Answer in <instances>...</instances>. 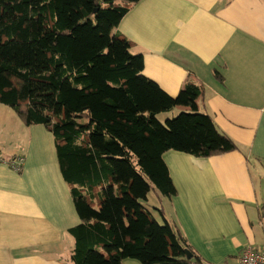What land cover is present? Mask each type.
<instances>
[{"label":"trees","instance_id":"1","mask_svg":"<svg viewBox=\"0 0 264 264\" xmlns=\"http://www.w3.org/2000/svg\"><path fill=\"white\" fill-rule=\"evenodd\" d=\"M138 1L0 0V103L55 137L81 219L70 229L74 264H203L163 208L153 215L149 193L177 194L166 151L239 147L200 108L199 84L174 96L144 73V55L115 31Z\"/></svg>","mask_w":264,"mask_h":264},{"label":"crops","instance_id":"2","mask_svg":"<svg viewBox=\"0 0 264 264\" xmlns=\"http://www.w3.org/2000/svg\"><path fill=\"white\" fill-rule=\"evenodd\" d=\"M115 31L171 95L199 84L200 108L239 147L210 157L166 151L177 194L165 196V216L203 264H235L248 245L264 249V0H140ZM16 117L0 116L1 146L20 134L29 147L0 150V264H74L70 229L81 219L55 137Z\"/></svg>","mask_w":264,"mask_h":264},{"label":"rangeland","instance_id":"3","mask_svg":"<svg viewBox=\"0 0 264 264\" xmlns=\"http://www.w3.org/2000/svg\"><path fill=\"white\" fill-rule=\"evenodd\" d=\"M180 111H182V110L178 109V107H177L172 112L162 114L160 116V119L162 121H165V119L167 117H172L173 115H176ZM16 115L17 114L15 113V111L12 107L5 105L3 103H0V116L17 118ZM5 139H7V133L6 134L0 133V150L1 149L6 150L9 153H15L17 150H20L21 153H24V148L29 147L28 138H26L25 136H22L20 134L19 135H16V134L10 135L8 137V140L5 143L4 148H3L1 146V142L5 141ZM15 140H18L20 145H14ZM21 155H24V154H21ZM262 190H263V188H262ZM147 206L153 212V215L158 219H162V217H161L159 211L157 209H155V207L156 208H163L165 210V215L169 216V212H170L169 200H168V198L164 197L160 193V191L157 190V188L152 189V191L149 193V201L147 202Z\"/></svg>","mask_w":264,"mask_h":264},{"label":"built area","instance_id":"4","mask_svg":"<svg viewBox=\"0 0 264 264\" xmlns=\"http://www.w3.org/2000/svg\"><path fill=\"white\" fill-rule=\"evenodd\" d=\"M23 160V157L19 158L20 162H23ZM21 168L16 167V170H20ZM235 264H264V249H258L253 245H248L244 248Z\"/></svg>","mask_w":264,"mask_h":264},{"label":"water","instance_id":"5","mask_svg":"<svg viewBox=\"0 0 264 264\" xmlns=\"http://www.w3.org/2000/svg\"><path fill=\"white\" fill-rule=\"evenodd\" d=\"M187 258L191 259L193 257V253L190 250H186Z\"/></svg>","mask_w":264,"mask_h":264}]
</instances>
